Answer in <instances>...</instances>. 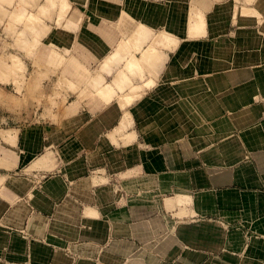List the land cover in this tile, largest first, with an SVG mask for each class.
I'll return each mask as SVG.
<instances>
[{
  "label": "rangeland",
  "instance_id": "1",
  "mask_svg": "<svg viewBox=\"0 0 264 264\" xmlns=\"http://www.w3.org/2000/svg\"><path fill=\"white\" fill-rule=\"evenodd\" d=\"M140 1L142 5L137 3L138 0H125L128 6H120L122 0L111 1L117 5L114 7H120L121 16L131 13L132 17L125 25L129 30L122 23L117 26L121 42L138 23L135 22L137 14L141 13L148 20L153 13L151 7L165 4L163 0ZM235 1L239 3V0ZM67 2L70 3L69 11L58 20L59 8L47 5L46 0H0V257L7 258L5 255H9L14 247L13 252L19 251L28 258L53 260L20 264H79L59 260L81 255L119 259L121 256L141 259L157 256L172 260L170 264H178V261H187L179 264H208V260L205 263V242L202 244V240L207 238L205 229L208 230V224L210 231L212 228L220 230L221 241H226V246L233 242L235 225L230 219L232 215L219 221L217 216L205 214L200 207L205 205L208 191L233 190L235 165L241 154L240 151L218 149L220 144H224L221 139H229L230 135L212 136L216 129L221 131L219 126H213L214 120L186 117V113L176 120L151 118L146 120V133L143 129L139 133V122L132 107L137 100L122 108L118 105V98L125 95L123 91H128L126 89L113 100L120 108L121 116L125 112L131 116V126L121 134L116 132L114 137L109 136L110 132L107 135L113 146L118 148L114 164L100 163L96 168H86L83 174L78 170L70 175L67 163L71 161L72 154L60 159L64 150L60 147L56 150L58 144L55 149L41 150L37 158L19 160L15 167L4 161L7 151L3 147L18 145V156L24 153L20 144H14L16 137L11 129L57 124L65 105L74 96L80 100L95 98L97 89L106 87L125 57L134 53L131 48L120 58L119 66L110 67L109 72L102 74L98 73L100 63L79 62L80 56L66 50L68 47L63 43L71 42L79 26L77 33L82 31V37H86L84 26L89 23L85 16L96 20L101 16L99 14L106 13L104 8L107 6L95 5L96 0ZM171 2L172 10L175 9L187 22L193 15H190L192 12L188 6L191 2L185 4V0L183 5L175 0ZM152 23L147 22L151 26H147L146 39L139 43V49L149 45L154 33L164 29L177 36L175 48L178 50L182 44L196 39L179 34V30L171 29L164 21ZM110 26H115V23ZM82 37L80 40L84 41ZM55 40L59 43L56 44ZM52 48L57 51L56 59L55 55L51 56ZM175 48L165 50L167 58L164 65L169 62L170 52ZM142 71L147 72L134 73L136 79L133 81L141 84L139 91L144 94L155 85L142 87L149 77L147 74L156 81L160 71L157 75L151 70ZM189 111L188 115L200 114L194 109ZM170 120L177 123V135H169L175 129L172 126L170 131ZM154 122L159 123L155 131L151 128ZM230 147L233 148L232 145ZM155 157L161 160L159 168L149 165V162L158 161L152 159ZM221 175L227 177L219 182ZM53 180H60V183ZM85 188L97 190L101 196L97 206L84 208L86 204L79 200L64 197L77 190L83 192ZM49 194L53 196L47 198ZM206 205L208 207L209 204ZM231 206L227 204V208H231L227 210L228 214L233 212ZM67 219L71 221L67 222ZM209 255L210 261L217 256ZM232 255L231 249L225 248V256ZM192 260L197 262L191 263ZM225 264L232 262L225 261Z\"/></svg>",
  "mask_w": 264,
  "mask_h": 264
},
{
  "label": "crops",
  "instance_id": "2",
  "mask_svg": "<svg viewBox=\"0 0 264 264\" xmlns=\"http://www.w3.org/2000/svg\"><path fill=\"white\" fill-rule=\"evenodd\" d=\"M111 1L108 0L107 3L106 0H96L95 5L107 6L104 8L106 13L99 14L101 16H97L96 20H93L91 16H85L89 24L94 22L96 25H104L106 23L107 25L104 26L107 30H114L113 38L106 46H102L103 49L97 48V42L94 44L88 37H82V31L77 33L80 26L74 33L76 35H71L73 36L71 42L63 43L68 47L66 50L71 51L74 56H80L79 62L100 63L120 42L117 26L122 22L125 25L129 22L120 15V7H114L117 5ZM171 1L163 0L165 4H159L165 8V18L159 22L168 23L171 18H176L184 24L171 29L179 30V34H187L196 39L187 41L185 45L182 44L179 50L174 47L175 51L170 52L171 58L169 62L163 64V69H160L155 85L132 106L139 122V133L142 129L146 133V120L151 118L176 120L184 116L181 114L186 113V117L214 120L213 126H219L221 131L216 129L212 136L230 135L229 139H221L224 144H220L218 149L241 152L232 179L233 190L208 191L205 194V205L201 204L200 209L205 211V214L217 216L219 221L221 218L225 219L227 215H232L230 219H233L235 225L232 232L233 242L226 246V241H221L220 230L215 231L212 228L210 231L208 224V230L205 229L207 238L205 241L202 240V244L205 242V263L208 260V264H225V261L232 264H264V0L250 2L239 0V3L235 0H186L185 4L191 2L188 6L196 8L203 16L204 26L201 36L189 34L183 16L175 12V9L172 10ZM175 1L183 5L185 0ZM121 5H124V0L122 4L120 3ZM80 17L82 18L81 15ZM142 17L138 15L135 22H139ZM114 23L115 26H110ZM155 24H158L156 19ZM88 25L84 26L85 36L87 31H92ZM125 27L129 28L128 25ZM172 36L178 39L177 36L173 34ZM81 37L85 40H80ZM162 52L166 56L165 51ZM114 101L105 103L97 96L80 100L74 96L73 100L65 105L63 116L57 124L48 123L45 126H32L24 130L18 127L11 129L16 137L14 144H20L24 153L18 156V145L3 147L7 151L4 161L15 167L18 166L19 160L34 159L41 150L55 149L54 146L58 144L56 150L59 147L60 150H64V156L62 153L60 159L65 158L66 154H72L71 161L67 163L70 175L77 173L75 171L78 170L83 174L86 168H96L100 163L114 164L118 148L113 146L107 135L122 117L121 110ZM189 109H194L200 114L188 115ZM173 112L175 114H172ZM158 124L154 122L151 127L153 131L157 129ZM176 124L170 120V131L172 126L175 129L169 132V135L171 133L177 135ZM226 144L229 145L226 146ZM152 159L158 161L149 162L150 166L159 168L162 165L160 158ZM226 177L221 175L219 182L225 181ZM53 181L60 183V180ZM85 189L83 192L77 190L78 192L71 193L69 196L66 194L64 197L79 200L82 204H86L84 208L97 206L101 197L97 194V190ZM52 196L49 194L47 198ZM105 197H108L107 194ZM109 197L112 198L113 194ZM228 203L232 204V214L227 213V210H231L227 208ZM206 204H209L208 207ZM70 221L67 219V222ZM227 247L231 249L232 257L225 256ZM13 250L14 247L9 255H5L7 258L1 256L0 263L53 261L46 258H28L19 251L13 252ZM209 254L214 256L217 254V256L212 257L210 261ZM121 257L119 259L113 256L81 255L76 258H62L63 260L59 261L79 264L119 262L170 264L173 262L167 257L161 259L157 256L143 259ZM184 262L187 261L177 263ZM194 262L197 261H191V263Z\"/></svg>",
  "mask_w": 264,
  "mask_h": 264
},
{
  "label": "bare ground",
  "instance_id": "3",
  "mask_svg": "<svg viewBox=\"0 0 264 264\" xmlns=\"http://www.w3.org/2000/svg\"><path fill=\"white\" fill-rule=\"evenodd\" d=\"M138 1L139 2L137 3H139V5H142L141 4L142 1L140 0ZM46 4L47 5L51 4L53 8L57 5V7L59 8L57 10V12L59 11L57 15L58 20L66 16L67 12L69 11L68 8H70V3H68L67 0H58V2L56 0H46ZM125 4L128 6L129 3L128 4L125 3V0H124V5ZM41 6L39 5V7ZM163 7H164L163 5L162 6L157 5L156 7L154 6L151 7L153 9V13L150 15L151 18L147 20L145 17H142V19H140L141 22L139 21L133 27L131 33L126 37V40L122 42L120 40L118 45L113 48V51L110 54H107V56H105L100 61L98 73H101V74L107 73L111 69L110 67H113V66L115 67L117 65L118 66L120 65V58L124 56L125 54H127L128 52H130L129 50H131V48L134 51V53H131L130 57H125L124 62L120 65L119 69L115 72L111 81L107 83L106 87H101L97 89L96 96L101 101L105 103H110L113 99H115V97L118 94H122L121 90L128 89V91L126 92L123 91V93H125L124 96H121V97L119 96L118 105H120V107L122 108L123 106H129V104H133V102L141 98L143 94V92L139 91L141 84L135 83L133 81L136 79V77L133 76V74L134 73L143 74V72H147V71H142V70H151L153 73L157 75V73L160 71L165 61V58H166L165 54L162 51L169 50L170 47L171 49L174 48L177 45L178 40L175 37H173L171 33H168L166 29H164V30L154 33L150 41V44L147 45L146 47L139 49V43L142 40L146 39V28L147 26H151V25H148L147 22H153L152 24H155V19L157 23L165 18V15H164L165 8ZM128 10L129 9H127V11ZM190 12H192L190 13V15L192 14L193 15L189 16L188 14L189 17L186 22V26L188 28L189 34L190 35H200L203 32V26H204L203 16L196 8H190ZM140 14L141 13L137 14L136 16ZM122 15L125 21L129 22V17L130 19H132V17L130 16L131 13L127 15L126 14H122ZM136 16H133V17H136ZM183 24H184L183 22H179L176 18H171L170 22H168V26H171V27H174L177 25L182 26ZM124 25L125 23L122 22V26ZM74 26L77 27L75 24ZM88 28H91L92 31H87L86 37H88V39H90L91 42H94V44L95 42H97V45H98L97 48L100 50L103 49L102 46H106L111 41V39L113 38L115 34L114 30H107L104 25H101V24L96 25L94 22L90 23L88 25ZM55 43L58 44L59 41L57 40L56 42L55 40ZM133 43L135 45L137 43L138 45L134 46L133 48L132 47L134 45ZM56 53L57 51L54 49L51 52V56H54V55L56 56L55 59L57 58ZM136 53H138V56L136 55ZM55 59L53 58V60ZM147 75L149 77L142 83V87L151 88L155 84V81H153L154 77L149 74ZM126 94H129V96L126 97ZM129 117L131 119V116H129V114L127 115V112H125L124 116H122L121 118V121H119V123L115 125L116 127L113 128L112 131H110L109 136L112 137L113 134H115L116 132H120L121 134L122 133L121 131L124 132V130H127L128 126L129 127L131 126L130 121L132 120V119L129 120Z\"/></svg>",
  "mask_w": 264,
  "mask_h": 264
}]
</instances>
